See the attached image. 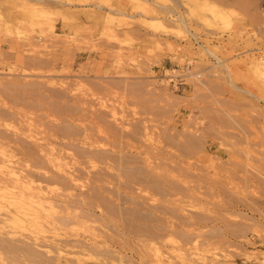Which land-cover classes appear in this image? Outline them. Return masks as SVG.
<instances>
[{
	"label": "rangeland",
	"instance_id": "374dc122",
	"mask_svg": "<svg viewBox=\"0 0 264 264\" xmlns=\"http://www.w3.org/2000/svg\"><path fill=\"white\" fill-rule=\"evenodd\" d=\"M39 140L94 215L0 198L5 264H264V0H0V175Z\"/></svg>",
	"mask_w": 264,
	"mask_h": 264
},
{
	"label": "bare ground",
	"instance_id": "6f19581e",
	"mask_svg": "<svg viewBox=\"0 0 264 264\" xmlns=\"http://www.w3.org/2000/svg\"><path fill=\"white\" fill-rule=\"evenodd\" d=\"M17 90V89H16ZM3 94V93H2ZM15 101V100H14ZM19 102V101H18ZM17 102V103H18ZM78 103V102H77ZM65 107V106H64ZM17 113V112H16ZM88 115V114H87ZM13 116V115H12ZM67 117V116H66ZM92 117H88V119H91ZM75 119H78L77 117ZM82 119V118H81ZM96 119V118H94ZM78 121V120H77ZM82 121V120H81ZM88 121V120H87ZM91 121V120H90ZM85 123V122H84ZM82 126V125H81ZM70 127V126H69ZM69 127H66V128H57L58 130H56V134L57 135H60L63 136V137H66L68 138L69 140V146H74L75 144L73 142L77 141L76 139V133H75V129L74 131L72 129H70ZM86 127V126H85ZM87 131V130H86ZM54 129H53V133H54ZM105 132V131H104ZM47 133V132H46ZM80 133V132H79ZM89 135V133H87ZM85 134V135H87ZM91 134V133H90ZM107 134V133H106ZM40 135V134H38ZM87 135V136H88ZM92 136L95 135V134H91ZM108 135V134H107ZM42 136H44V134L42 133ZM55 136V135H54ZM86 136V138H87ZM96 136V135H95ZM93 136V137H95ZM117 136V135H116ZM2 137V136H1ZM25 137V136H24ZM40 137V136H39ZM45 137H46V134H45ZM50 137V136H48ZM56 137V136H55ZM55 137H53L54 139H56ZM58 137V136H57ZM59 137V138H60ZM92 137V138H93ZM101 137V136H100ZM37 138V137H36ZM52 138V140H54ZM38 139V138H37ZM46 139V138H45ZM58 139V138H57ZM10 140V139H9ZM62 139L60 138V143L62 142L61 141ZM89 141H87L88 143H92L88 137ZM18 141V140H17ZM16 141V142H17ZM21 141V140H20ZM40 141V140H39ZM44 141V140H43ZM47 141V145H51V144H48V140ZM37 142V141H36ZM42 141L38 142V143H35V151L33 150H29V149H26L25 150H21L20 149V154L22 155V158H20L16 163L14 161H10L11 162H14L15 164L18 165L17 169H19L20 172H18V170H14L16 167H14L13 165V168L9 171H6V173L4 172H1V175H0V178L1 179H6L8 180L12 186L11 187H7V186H3L4 183H1L0 184H3L2 186L3 187H0V198L1 200H5L6 203H8V206H14L15 208V211L14 212H10V216L11 215H14L16 216L17 218H20V217H25V218H28L29 220H35V219H45L46 221L47 220H51L50 225L53 226L54 228H57L58 225H63V226H66V225H69L73 222H77V221H81V220H84L90 216H93L94 215V206L93 204H95V202H93L94 200V197L93 195H85L84 193H79V194H75V195H68V194H59V195H54L53 192L55 191H51V195L49 194V189L47 191V188L45 189L41 184H37L35 185L36 181L34 182V180H31V176L34 175V177H37L36 175L40 176L41 173H40V168L41 167H44V163L41 161V157H40V152L42 149H39L41 148V143ZM52 142V141H51ZM56 142V141H54ZM15 143V141H14ZM27 143V142H26ZM33 143V142H32ZM4 144V142H3ZM43 144V143H42ZM53 144V143H52ZM62 144V143H61ZM66 144V143H65ZM79 144V142H78ZM67 145V144H66ZM92 145V144H91ZM1 146V145H0ZM94 146V145H92ZM63 147H65V145H63ZM23 148V147H22ZM43 148V147H42ZM45 148V147H44ZM48 148V147H47ZM50 148V147H49ZM48 148V149H49ZM61 148V147H60ZM66 148V147H65ZM46 149V148H45ZM5 150V148H4ZM19 151V150H18ZM7 152V151H6ZM5 151H3V148L0 147V155H4L6 153ZM43 152V151H42ZM61 152V151H60ZM52 153V152H51ZM57 153V152H56ZM66 153V152H65ZM89 154V153H88ZM6 155L8 156V153H6ZM42 155V154H41ZM52 155V154H51ZM57 155V154H56ZM54 156L55 158H52L50 159L48 162L49 163H52V164H57L56 162L58 161L60 163L59 160L56 159L57 156ZM87 155V154H86ZM48 156V155H47ZM60 156V154H59ZM11 157V156H10ZM43 157V156H42ZM63 157V156H62ZM4 158V157H3ZM12 158V157H11ZM15 159V157H13ZM59 158V157H58ZM61 158V157H60ZM59 158V159H60ZM10 159V158H9ZM44 159V157H43ZM46 159H49L48 157ZM45 159V161H46ZM5 164V163H4ZM47 164V163H46ZM51 165V164H50ZM59 165V164H58ZM56 165V169L60 170L59 168H57ZM61 165V164H60ZM6 166V165H5ZM4 166V167H5ZM12 166V165H11ZM52 166V165H51ZM65 166V165H64ZM59 167V166H58ZM47 168H50L49 165H47ZM47 168H46V171H47ZM42 169V168H41ZM45 169V168H43ZM53 169V167H52ZM63 169V168H62ZM5 170V169H4ZM40 170V171H39ZM49 170V169H48ZM49 172V171H47ZM47 172H45L44 176L45 175H48ZM51 172V177L49 176L47 179H45L46 177H43L46 181H48V179H51V183H56V184H63V189H72L74 188V186L76 185L75 183L78 182V178L80 177L79 175L75 174L74 172H71V173H67V174H64V175H61L59 173H56L55 171H50ZM36 173V175H35ZM42 174V175H43ZM41 175V176H42ZM33 177V178H34ZM30 178V179H29ZM27 179V180H26ZM29 179V180H28ZM35 179V178H34ZM40 178L38 177V179L36 180H39ZM4 180V181H6ZM42 178L40 179V182ZM105 180V179H104ZM104 180L100 179L99 182H104ZM3 181V182H4ZM43 182H45L43 180ZM42 182V183H43ZM6 183V182H5ZM48 184V183H47ZM50 185V183H49ZM78 187V186H76ZM76 190V188H75ZM3 193H2V192ZM49 194V195H48ZM58 194V193H57ZM53 195V196H52ZM79 197V198H78ZM97 198V196L95 197V199ZM58 206H57V205ZM173 204V203H172ZM16 205V206H15ZM52 205H56V207H61V212L60 214L56 217V218H51V217H48V216H44L42 215L43 212H46V209L47 208H51ZM76 208V209H75ZM77 208L81 209L80 213L78 212H75L74 210H77ZM48 209V210H49ZM11 210V209H10ZM47 210V211H48ZM170 212V211H169ZM58 214V213H57ZM42 215V216H41ZM36 241H32V242H35V244L39 245L40 246V242H38L37 239H35ZM9 241V240H8ZM38 242V243H36ZM10 243V241L8 242ZM11 246H8L7 244V240L6 239H0V264L4 263V254L6 253V250H10V249H14V247H12L13 244H10ZM24 245V244H23ZM9 247H11L10 249H8ZM21 250H23L24 252L26 251H29V253H36L35 255L37 256V252H33V251H36L31 245H28L27 246H22L20 248ZM21 251V252H23ZM8 254V253H7ZM38 257V256H37ZM7 264V263H6ZM183 264V263H182Z\"/></svg>",
	"mask_w": 264,
	"mask_h": 264
}]
</instances>
